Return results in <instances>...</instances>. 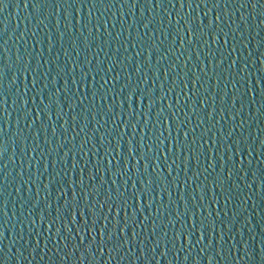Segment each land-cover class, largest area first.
<instances>
[{"label": "water", "instance_id": "water-1", "mask_svg": "<svg viewBox=\"0 0 264 264\" xmlns=\"http://www.w3.org/2000/svg\"><path fill=\"white\" fill-rule=\"evenodd\" d=\"M5 2L8 7L0 10V65L6 63L9 68L6 76L0 80V125L4 126V134L0 136V139L7 140L6 151L0 157V191L3 192V196L0 197V234H2L0 235V261L4 264H264V204L261 203L259 181L253 184L251 174L244 176L242 172H239L237 164V173L233 175L230 183L237 184L245 195L251 194L253 198L244 199L242 193H234L242 200V203L234 201L240 204L239 212L235 216H233V203L226 206L220 189L217 188L213 193L211 183L214 176L221 170L220 166L223 163L221 155L223 154V160L226 161L229 155L228 146L240 136L242 130L238 125L242 120L244 128L247 129L245 138H248L249 142L256 140L257 152L260 148L256 133L264 137V132L260 131L264 129V109H260V105L264 103L262 99L264 93H261L264 82H258V79L264 77V56L261 55L264 47L257 50V41L264 37V23L261 22L258 11L253 12L251 7H239V3H244L245 0H239V3L237 0H227L226 11L230 13V18L225 24L226 26L231 25L237 51L231 58L225 60L223 65L216 68L206 58L209 50L202 43L188 47L187 53L181 56L184 50L179 47V37L176 39L175 55L171 59H162L157 64L159 57L164 54V47L172 38L171 36L166 38L164 34L168 29V21H172L174 32L177 19L185 17L189 12L192 16L203 17V13L211 8V4L208 5L209 9L189 10L185 7L180 10L178 4L175 8L167 4L165 8H152L145 6V0H140L142 7L129 8L128 6L121 7L124 0H112L113 7L111 8H93V22L97 17L107 19L109 31L113 33V37L123 31L119 41L112 38L110 43L103 44V51H100L98 45L101 41L96 40L92 43L97 35L95 30H93V37L89 38L90 47H85L84 38L80 36L82 24L87 22L89 15L88 0H84L86 6L80 7L77 4L76 8H67V6L58 8L55 6L57 0H47L45 6L38 12L31 7V4L38 0H28L29 7L27 0H5ZM59 2L63 3L64 0H59ZM151 2L155 4V0ZM173 3H176V0H173ZM248 3L250 4L251 0H248ZM209 15L214 18L216 13L209 12ZM153 17L155 18L153 23L147 29L144 28V23ZM160 21L164 23L163 29L159 27ZM204 22L207 23V18H204ZM113 23L116 25L115 28H112ZM181 25H183V19H181ZM84 31L87 35V30ZM137 32L141 36L146 33L148 36H153L157 44L161 40L164 41V45L161 46L162 51L153 53L151 61L144 63L139 76L135 71L136 66L147 61L148 57L146 52L139 56L136 55L139 49L131 46ZM257 32L260 36L256 35ZM100 33H104L103 27L100 28ZM186 33L187 29H185ZM103 39H109L106 33ZM233 42L230 38L228 45L224 47L231 49ZM220 43L223 44V39ZM118 47L119 52L116 51ZM217 47V45L212 46L213 50ZM198 53L199 58H197ZM188 55H191L192 59L188 61L187 68H183ZM18 56L20 57L19 62L17 61ZM177 56L180 57L179 60L176 59ZM114 57L120 61V67H113V71L105 77L109 81L106 87L111 85V77L119 73L118 87L130 82L133 87L139 84L141 93L149 89L154 90L157 104L152 109V124L149 125V129L156 125L155 113L160 107H163L164 114L168 115L166 109L169 99L175 105L177 94L180 105L188 113V123L196 125L198 122L196 117L192 115L191 108L184 103L185 92L191 95V83L184 91H181L183 87L181 84L176 92H170L163 101L159 97L161 84L167 92L173 75L182 76L183 72L189 70L200 74L201 83L208 88L207 92L201 88L200 98H207L208 103L207 107H202L197 100L196 113L203 115L213 112L212 120L196 129L197 137L204 128L211 129L202 141L207 160L201 158L199 168L195 160H192L189 167L185 169L181 158H177L176 165H173L171 155L165 161L161 154L159 161L151 162L149 172L154 176L152 168L159 163V172L167 179L171 180V177H168L169 165L172 167V175L179 174L180 176L179 186L170 188L171 197L166 192L162 193V202L165 207H160V196H157L151 208L147 206L145 199L142 202L143 212L134 201H130L133 206L128 208V216L131 219L135 211L137 220L135 226L130 225L128 236L131 238L132 227H135L139 233L137 240L119 251H113L111 256L108 254L107 246L98 250L97 245H94L93 255L85 254V259L81 260L83 248L74 247L80 241L76 228L83 223L79 214H77V224H69V217L63 221L58 220V224L53 225L51 232L48 231V217L55 216L56 208L71 198L70 189L63 195L61 194L63 191L61 185L66 189L70 181L75 180L78 184L80 178L83 177L84 188L90 190L101 182V176H103L105 189L119 188L123 192L127 187L129 196L133 191L132 180L128 176L114 177L106 172L105 147L100 140L101 135H104L105 142L111 139L112 147L115 148V137H109L107 132L117 125L121 131L124 130L121 121H117L114 125L113 117L107 114L109 105L113 106L115 112L121 113L118 107L120 97L117 96L114 99L98 91L95 98H92V92L99 90L103 83L100 76L104 75V72L96 71L98 62L104 61L102 67L106 70L112 66L111 60ZM237 57L239 59L236 65L230 68L232 60H236ZM29 63V70L25 71V65ZM176 64L180 67L177 68L176 73H173L170 65ZM58 68L65 70L58 75ZM73 68L75 71H72ZM37 71L39 75L33 87V74ZM165 71L168 73V81H165ZM205 71L208 73L207 76H204ZM84 72H91V75L87 80L81 81ZM93 75L95 86L92 81ZM14 76L16 77L15 82H13ZM73 80L76 83H73ZM145 80L147 83L143 82ZM217 81H219L218 85ZM25 84H27V89L24 87ZM45 84L48 87L41 92ZM65 85L69 90L67 92ZM197 87L200 85L198 84ZM252 89L255 91L253 92ZM127 91L126 89L125 94ZM215 93L219 95L213 99ZM225 93L227 95H224ZM52 94H55L54 99L57 102L52 104L47 113L41 112L44 104L48 103L47 97ZM220 96H224L223 101ZM234 98L235 106L232 103ZM81 99L83 104H80ZM193 99L195 100L196 97ZM141 100L143 103H140ZM147 104L148 100L140 93L133 97V107L136 109L133 122L139 121L134 141L137 153L140 136L144 133L151 134L148 129L143 128L144 115L148 111ZM88 108L91 110H86ZM257 109H260L259 113ZM123 111L126 113L127 104L124 105ZM176 111L177 115L184 119L180 108H176ZM26 112L31 113L27 119L24 118ZM77 114H80L79 118L72 120L71 118ZM222 116L223 119H221ZM5 117H7L6 123ZM105 120H107L106 124ZM33 121H35L34 124ZM66 121L67 124H65ZM124 121H127L126 115H124ZM213 124L216 127H212ZM230 127L235 129L231 139L226 136ZM165 128H167V123L162 122L157 127V132ZM172 131L175 136L174 122ZM77 132L79 135L76 134ZM248 132L253 134L251 138L248 137ZM133 135V130L129 127L122 140L121 151L125 155L127 154V141ZM165 136H167L166 131ZM85 137H89L88 143L81 149L80 145ZM209 148H211L210 152ZM117 151L119 152L120 149ZM213 157L216 163L215 172L209 167ZM235 159L238 161L240 157H235ZM244 160V167L247 168L246 153ZM252 160V168L256 170L258 167L256 161L264 160V157H259L256 152H253ZM97 161H101L99 168L95 166ZM74 162L75 167H73ZM135 164L136 160H130L129 167ZM143 164L144 161H140L141 177H144ZM231 167V164L225 167L224 175H227ZM259 167L264 168V164H260ZM205 168L208 171H204ZM21 172H23L22 176ZM185 172L189 176L198 173L196 182H190L187 188L183 183L186 178ZM91 174L93 178L89 180ZM125 180H128L127 185L124 183ZM45 184L49 185L47 190L44 188ZM196 184H200L202 188L207 185V194L203 201L198 199L199 192H193ZM246 184L251 187H245ZM140 187L138 183L137 188ZM80 192L81 189L77 187V193ZM182 195L188 198L190 210L197 212L195 217L197 231L191 237V245L184 237H181L179 241L175 239L177 233L182 229H190L192 223L191 217L184 215V201L180 200ZM193 195L197 197L196 208H192L191 196ZM214 197L218 203L213 202ZM83 198V196L80 197L81 207H83ZM100 199L102 201L104 197L101 196ZM89 201L92 204L95 203L92 197H89ZM157 209H160L159 214L153 215ZM107 211L105 207L104 214H107ZM217 211L222 219L216 221L215 231L211 232L210 236L206 232L204 240L197 243L200 235L198 228L201 215L207 217L208 213L212 212L214 218ZM97 214L101 215L99 212ZM42 216L44 217L43 223H41ZM145 216L149 217L147 221L144 220ZM123 217L122 210L121 226H123ZM109 219L111 220V217ZM153 223L156 226L155 236L151 232ZM65 224L69 225L71 232L64 227ZM57 226L61 228L60 236L56 235ZM165 233L167 235H164ZM85 235L87 239L84 243L88 244L92 240V234L87 232ZM157 238H162L158 245L155 244ZM97 241H99L98 233ZM245 246H247V254Z\"/></svg>", "mask_w": 264, "mask_h": 264}, {"label": "snow or ice", "instance_id": "snow-or-ice-1", "mask_svg": "<svg viewBox=\"0 0 264 264\" xmlns=\"http://www.w3.org/2000/svg\"><path fill=\"white\" fill-rule=\"evenodd\" d=\"M47 3V0H43V2H34L31 4V7L35 11H39L41 8L45 6ZM237 3H239V0H237ZM79 4L80 7L86 6L84 4V0H64L63 3H60L59 0H57L56 7L63 8L67 6V8H76V5ZM170 5L172 8H175L177 4L179 5V9L183 10L185 7H187L189 10H192L194 8L201 9V8H208V5L211 4V8L208 11H205L203 13V17L201 16H192L191 12L187 14L185 17H181L180 19H177L175 21V29L173 32L172 28V21H168V29L165 30L164 34L165 37L171 36V40L167 43V46L164 47L163 51L164 54L159 57L157 60V64L160 63V60L162 59H171L172 56L175 55V47H176V39L179 37L180 39V45L179 47L183 49L184 51L181 53V56L184 55V53H187L188 47L193 45H199L200 43L203 44V46L208 49L207 57L211 63H213V66L218 68L221 65L224 64L225 60L231 58L233 56V53L237 51V44L235 43V35L233 34V30L231 28V25L225 24V22L230 18V13L226 11L228 8L227 0H224L222 3V0H176V3H173V0H155V4H152L151 0H145V6L147 7H159V8H165V6ZM203 5V7H202ZM27 6L29 7V2L27 0ZM89 8V15L87 22L82 24V28L80 30V36L83 39V42L85 44V47H90L89 44V38L93 37L95 30V33L97 34L95 36V39L92 40V43H95L96 40H100L101 44L98 45L100 47V51H103V44L110 43V40L114 38L116 41L120 40V36L123 35V31L118 32L115 37H113V33L109 31L108 27V20L102 19L101 17H97L95 22H93L92 19V9L96 8L99 9L101 7L103 8H111L113 7L112 0H88L87 4ZM123 6H128L129 8H136V7H142L140 4V0H124ZM8 7V4L5 2V0H0V10ZM239 7H251L253 12L258 11V16L261 18V22L264 23V0H251V3H248V0H245L244 3H239ZM79 11V9H77ZM215 12L216 15L213 18L209 15V12ZM179 15V13H178ZM204 18H207V23L204 22ZM153 19H149L146 23H144V28H148L150 24L153 23ZM181 19H183V25H181ZM42 23V21H41ZM89 25L91 27L89 28ZM103 27L104 33L107 34L108 40H104V33H100V28ZM115 23L112 24V28H115ZM159 27L161 29L164 28L163 21H160ZM259 27V26H258ZM87 30V35H85V31ZM185 29H187V33L185 34ZM154 35V34H153ZM257 36H260V33L257 32ZM129 36L131 37V32L129 31ZM187 36V38H185ZM62 38V36H61ZM232 39L234 42L231 45V49L225 48L224 45H228L229 39ZM221 39H223V44H221ZM164 45V41L161 40L159 44L154 40L153 36H148L147 33L144 36H141L139 32L136 34L135 41L132 42L131 46L133 48H138L139 51H137L136 55H142L143 53H147V61H144L136 66V73L139 76L143 70L144 63H148L151 61L153 53H160L162 51L161 46ZM217 45L218 47L213 50L212 46ZM261 47H264V37H261L257 41V50L259 51ZM119 47L116 49L117 52H119ZM51 51V49H49ZM125 51H127V48H125ZM261 55L264 56V52H261ZM197 58H199V53L197 54ZM127 59V58H126ZM177 60L180 59L179 56L176 57ZM191 55H188L187 60H185V63L183 65V68H187L188 61L191 60ZM239 57H237L236 60H232V64L229 65V67H234L237 63V60ZM20 57H17V61L19 62ZM104 61H99L97 64L96 71L98 72H104V75L100 76L101 83L99 90L96 89V91L92 92V98L94 99L97 95L98 91L102 92L104 96H112L114 99L115 97H120V102L118 107L121 109V113H117L114 111L113 106L109 105L107 108V114H110L113 117V124L116 125L117 121H121L123 124V131L120 130L119 125L116 127H113L107 132V135L109 137H115V148L112 147L113 141L111 139H108L105 142V136L101 135V144L105 147V160L107 161V167L106 172L110 173L112 176H128L129 179L132 180V194L131 196L128 195V189L127 187L124 188V191L121 192L119 188L112 189L104 188V178L101 176V182L98 185H94L90 190L84 188V178L81 177L78 181V184L75 180H72L68 183L67 188H63V185H61V188L63 189L62 195L64 192L71 190V198L68 200H65L62 206H58L55 210V216L48 217V231L51 232L53 225L58 224L59 221H63L66 218L70 217L69 224H77V214H79L80 219L83 221L82 224H79L76 228V231L80 237L79 244L74 245L75 248H83V253L81 255V260L85 259V254L88 256L93 255V246L97 245L98 250L104 248L107 246L108 248V254L111 256V253L113 251H119L120 249H123L125 246L130 245L131 243H134L139 233H137L136 228L132 227L131 230V238L128 236V231L130 225L135 226L136 225V213L135 211L132 213L131 219L128 216V208L132 207L133 205L130 203V201H134L136 205L139 206L140 211L143 212V201L147 200V206L149 208L152 207L153 203L156 201L157 196H160L161 199V208H164L165 205L163 204V196L162 193H168L169 197H171V191L170 188L175 186L178 187V181H180V176L177 174L176 176L172 175V167L169 165L168 169V177H171V180L167 179L161 173L159 172V163L155 164V167L152 168V172L155 173L153 176L152 173L149 172V168L151 167V162L159 161L161 154L163 155V159L167 161L169 159V156L172 157V164L176 165L177 158H181V163L183 164L184 168L187 169L190 165V162L192 160H195L197 168H199L201 158H204L207 160V157L205 156L204 152V144L203 140L204 137L207 135L209 131H211L210 128H204L199 137L196 136V129L204 125L206 122L211 121L213 117V112H208L203 115H197L196 113V102L199 100L202 107H207L208 100L207 98L201 99L200 98V92L201 88L204 89L205 92L208 91V88L205 87V84L201 83L202 77L199 73H192L191 70L183 72L182 76L179 75H173L170 81V87L167 92L164 91V85L161 84L160 86V97L159 99L161 101L165 100L168 97V94L170 92H176V89L183 85L181 91H184L189 88V83L192 85V92L191 95H189L187 92H185L184 97V103L188 107L191 108L192 115L196 117V120L198 121L195 126L188 123L189 116L186 111H184V108L179 103V95L177 94V102L174 105L169 99V102L167 104V113L168 115H165V109L163 107H160L156 113V125L152 126L149 129V125L152 124V109L154 106H156L157 101L154 98V90H145L142 93L140 92L139 84H137L136 87H133L131 83H125L122 86H119V73L117 75L112 76L111 80L112 83L110 86L106 87V85H109L108 79L105 77L110 74L113 71V67H120V61L117 58H112L111 65L106 70L103 69ZM30 67L29 65H25L24 70L28 71ZM172 72L176 73L177 68L180 67L179 64L176 65H170ZM195 67V66H194ZM206 67V65H205ZM9 68L8 64L0 65V80H2L6 74L7 70ZM64 68H58V75L60 72L64 71ZM72 71H75V68L72 69ZM83 71V69H82ZM39 75L38 71L33 74V80L32 84L33 87L36 85V77ZM91 75V72H84L81 81L87 80L88 76ZM207 71L204 72V76H207ZM16 77H13V82H15ZM93 85L95 86V76H92ZM165 81H168V73L165 71ZM144 83H147V81H143ZM259 83L264 82V77H261L258 79ZM73 83H76L75 80H73ZM200 85V87H197V85ZM219 84V81H217V85ZM25 89H27V84L24 85ZM48 85L45 84L41 88V92L44 91L45 88H47ZM87 88V85H85ZM128 90L125 94V90ZM65 91H69L67 88V85H65ZM239 91V90H237ZM254 92L255 89H252ZM138 93H140L144 98L148 100L147 104V113L144 115V123L143 128L148 129L151 133L150 135L148 133H144L140 136V139L138 141L139 144V152L137 153V147L134 144V141L136 140L135 137V130L139 126V121L133 122V117L135 116L136 109L133 107V97L137 96ZM261 93H264V88L261 89ZM87 95V93H85ZM216 95H219V93H215L213 96V99ZM224 95H227L226 93ZM55 94L49 95L47 97L48 103L44 104V101L41 100V103L44 104V107L40 110L41 112L47 113L48 109L52 106L53 103H56L57 101L54 99ZM193 97H196L194 100ZM221 101H223L224 96H220ZM262 99H264V96H262ZM189 101H191V104H189ZM27 103V102H25ZM140 103H143V100L140 101ZM233 106H235V98L233 99ZM80 104H83V100H80ZM127 104V111L124 113V105ZM176 108H180L181 112L184 114V119H181L177 115ZM260 109H264V103L260 105ZM260 109H257V112H260ZM90 111L91 109H86ZM7 110L5 109V112ZM214 111V110H213ZM31 115V113L26 112L24 114V118L27 119L28 116ZM124 115L127 116V121H124ZM80 114H77L73 116L72 120H77L79 118ZM50 118V117H49ZM163 118V120H161ZM223 119V116L221 117ZM7 122V117H5V123ZM166 124L167 128L160 130L157 132V127L161 123ZM175 124V136H173L172 131V123ZM33 124L35 121L32 122ZM107 123V120H105V124ZM67 124V121L65 122ZM178 125V126H177ZM131 127L133 130V137L127 141V154L125 155L121 149L123 147L122 140L124 135L126 134L127 130ZM212 127H216L215 124L212 125ZM238 127L242 130L240 133V136L237 137L236 140L232 142L231 145L228 146L227 151L229 155L227 156V160H223V154L221 155V160L223 163H221V170L219 173H217L214 178L212 179V192L215 193L216 189H220V194H223L225 205L229 203H233L234 205V211L233 216L237 215L240 209V204L234 203V201H241L239 195H236L234 193H242L244 199H252L251 194L245 195L242 191V189L237 185L230 183L232 181L233 175L237 173V164L239 165V172H242L244 176H248L251 174L252 176V183L257 184V180L259 181V189L261 192V203L264 204V168L259 167L260 164H264V160H257L256 164L258 165L256 170H253V152H256L259 157H264V137L260 136L259 133H256V138L259 140V148L260 151L257 152V146H256V140L253 139L251 142H249L248 138H245V131L247 129L244 128V121L242 120L241 123L238 125ZM165 131L167 132V136H165ZM235 129L233 127L229 128V131L226 133L227 138L231 139ZM261 132H264V129L260 130ZM4 134V126L0 125V136H3ZM79 135V132L76 133ZM182 134V135H181ZM253 134L251 132H248V137L251 138ZM191 137V138H190ZM75 137H73L74 139ZM89 137H85L83 143L80 145L81 149L84 148V146L88 143ZM198 140L200 141L198 143ZM218 143V141H217ZM6 139H0V157H2L6 151ZM95 147V145H93ZM145 148H147V151H145ZM117 149H120L118 152ZM211 148H209L210 152ZM115 153V154H114ZM247 154L248 160H247V168L244 167L245 160L244 155ZM138 156V158H137ZM111 157V159H109ZM235 157H240V159L237 161ZM249 157H251L249 159ZM130 160H136V164L132 165V167H129ZM140 161H144L143 164V173L144 177H141V168H140ZM101 161L96 162V167L99 168ZM123 163V166L121 164ZM231 164L232 167L228 169L227 175H224V169L225 167ZM75 162L73 163V167H75ZM179 167V165H177ZM209 167L212 168V170L215 172L216 170V163L215 158L213 157L212 163L209 165ZM204 171H208L207 168L204 169ZM20 175H23V172L20 173ZM134 177V178H133ZM185 179L183 180L184 185L187 188V185L191 183H195L198 179V173H194L193 175L189 176L187 172H185ZM92 174L89 175V180H91ZM125 185H127L128 180H125ZM140 184L141 187L137 188V184ZM113 184H115V181H113ZM77 187L81 189V192L77 193ZM245 187L250 188L251 185H245ZM45 190L49 188L48 184L44 185ZM185 188V190H186ZM159 189V191H158ZM206 189L207 185H205L203 188L200 184H196V187L193 189V192H199L200 195L198 197L199 201H203L206 198ZM86 193V195H85ZM3 196V192L0 191V197ZM83 196V207H81V199L80 197ZM103 196L104 199L101 201L100 197ZM89 197L94 198L95 203L92 204L89 201ZM180 200L184 201V215L191 217L192 223L190 229H182L179 233H177L175 239L179 241L181 237H184L187 239V242L189 245L192 244L191 237L193 234L197 231V222H196V211H191L189 206L188 198L184 195L180 196ZM192 208H196V200L197 197L195 195L191 196ZM218 201L214 197V201ZM171 203V201H170ZM107 207V214H104V209ZM124 212L123 217V226H121V211ZM160 209H157L153 215H158ZM246 211V209H245ZM100 213L101 215H98L97 213ZM87 213V216H86ZM90 217V222H89ZM111 217V220L109 219ZM209 217L211 219L209 220ZM179 218V217H178ZM149 217L145 216L144 220H148ZM221 215L219 211H217L215 217L213 218L212 212L208 213L207 217H204L201 215V219L199 221V239L197 240V243H200L205 238V233L208 232L209 236L211 235V232L215 231V223L217 220H221ZM44 222V217H41V223ZM231 222V220L229 221ZM111 224V227H110ZM64 227L68 228L69 232H71V228L68 224H65ZM91 232L92 234V240L90 243L85 244L84 241L87 239V236L85 233ZM152 235H156V226L155 223H153L151 227ZM97 233L99 235V241H97ZM2 235V234H0ZM56 235H61V228L57 226L56 228ZM164 235H167L165 233ZM222 238V237H221ZM162 238H157L155 241V244H160ZM142 251H143V243L141 245ZM154 250V249H153ZM245 252L247 254V246H245ZM162 255H166V253H162ZM155 257H153L154 259ZM187 259V257H186ZM0 264H4L3 261H0Z\"/></svg>", "mask_w": 264, "mask_h": 264}]
</instances>
